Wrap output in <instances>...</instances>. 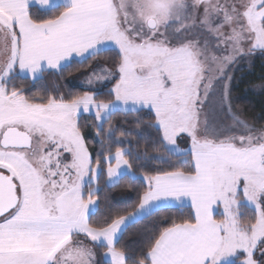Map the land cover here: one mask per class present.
I'll return each mask as SVG.
<instances>
[{
  "label": "snow or ice",
  "instance_id": "obj_1",
  "mask_svg": "<svg viewBox=\"0 0 264 264\" xmlns=\"http://www.w3.org/2000/svg\"><path fill=\"white\" fill-rule=\"evenodd\" d=\"M257 58L264 0H0V264H264Z\"/></svg>",
  "mask_w": 264,
  "mask_h": 264
},
{
  "label": "trees",
  "instance_id": "obj_2",
  "mask_svg": "<svg viewBox=\"0 0 264 264\" xmlns=\"http://www.w3.org/2000/svg\"><path fill=\"white\" fill-rule=\"evenodd\" d=\"M236 86L233 90V96L235 97L234 103L241 109H246L249 115H255L260 117L262 109H264V95H261L259 91H250V85L259 84L262 77H264V62L259 58L254 63L246 65L241 63L235 70ZM29 87H33L31 84ZM35 90V89H34ZM113 195L123 200L126 205L131 204L135 200L134 194L129 189H116ZM149 221L145 220L141 224L136 226V229L141 227H147ZM131 229L130 231H136Z\"/></svg>",
  "mask_w": 264,
  "mask_h": 264
}]
</instances>
